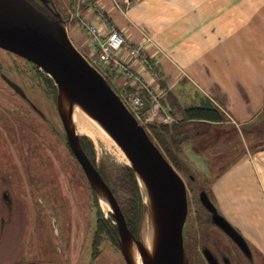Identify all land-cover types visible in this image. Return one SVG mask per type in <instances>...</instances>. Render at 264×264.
<instances>
[{
	"label": "rangeland",
	"instance_id": "obj_1",
	"mask_svg": "<svg viewBox=\"0 0 264 264\" xmlns=\"http://www.w3.org/2000/svg\"><path fill=\"white\" fill-rule=\"evenodd\" d=\"M96 1L12 2L58 21L72 43L113 90L119 96L128 97L135 90L130 80L112 65L99 62L90 54L91 48L87 44L89 35L84 21H90V17L99 12H102L106 22L109 20ZM134 1L123 0L122 4L125 5L120 8L126 10ZM89 10L91 15L87 13ZM137 44L145 47V65L135 70L169 106L171 100L179 105H189L203 98L195 92L185 101L186 98L174 94L165 80L166 72L160 68L157 57L151 52H161V49L151 38ZM159 58L163 60L161 54ZM6 78L17 84L22 93L13 89ZM60 98V90L45 71L27 59L0 48V264H127L120 248L117 223L111 207H104L102 200L107 198H102L94 189L71 152L64 122L73 129L79 140L85 137L92 143L95 164L104 169L110 180L114 174L118 175L123 165L130 167V163L113 144L91 135L71 115H67ZM204 98L218 106L225 119L222 123L188 124L185 128L189 138L183 139L181 149L174 153L180 170L168 159L183 178L187 190L188 213L183 225L186 263L224 264V256L230 259L231 264H264L262 253L254 251L235 228L249 252L239 248L212 218L214 214L224 218L213 192L217 178L239 159L264 149V116L261 114L253 121L236 123L219 102L208 96ZM173 111L180 116L176 108ZM173 111L171 108V123L162 124L170 125L178 119L172 114ZM139 122L148 134L152 133L153 124L157 126L160 123H150L143 115H139ZM193 134L195 139L192 138ZM133 173L140 193L138 178ZM202 192L214 205V212L202 204ZM118 194L120 201L123 200L121 196L124 194L120 191ZM99 219L107 230L100 233L98 246L93 247ZM140 220L136 232L130 230L135 236Z\"/></svg>",
	"mask_w": 264,
	"mask_h": 264
},
{
	"label": "crops",
	"instance_id": "obj_2",
	"mask_svg": "<svg viewBox=\"0 0 264 264\" xmlns=\"http://www.w3.org/2000/svg\"><path fill=\"white\" fill-rule=\"evenodd\" d=\"M95 3L109 19L90 17L102 30L111 23L131 44L146 34L161 49L151 52L179 98L208 96L236 123L264 116V0H135L126 10L123 0ZM213 192L224 218L264 257V149L233 163Z\"/></svg>",
	"mask_w": 264,
	"mask_h": 264
},
{
	"label": "water",
	"instance_id": "obj_3",
	"mask_svg": "<svg viewBox=\"0 0 264 264\" xmlns=\"http://www.w3.org/2000/svg\"><path fill=\"white\" fill-rule=\"evenodd\" d=\"M12 1L0 0V48L27 59L45 71L54 80L61 96L85 108L126 154L138 183L140 181L148 192L149 206L155 210L158 224V245L153 260L148 264H187L183 225L188 213V202L183 178L118 94L74 46L65 28L58 21ZM6 82L22 93L21 88L10 79L6 78ZM66 113L71 115V106L66 109ZM64 129L68 146L83 172L94 189L109 202L117 223L122 254L127 264H131L121 244L132 242L144 255L138 233L135 236L127 227L117 199L83 152L79 137L66 122ZM200 199L209 211H215L205 192L200 194ZM212 218L244 252H248L244 239L221 215L214 214Z\"/></svg>",
	"mask_w": 264,
	"mask_h": 264
},
{
	"label": "trees",
	"instance_id": "obj_4",
	"mask_svg": "<svg viewBox=\"0 0 264 264\" xmlns=\"http://www.w3.org/2000/svg\"><path fill=\"white\" fill-rule=\"evenodd\" d=\"M165 103H168L163 99ZM169 105V104H168ZM172 108H176L180 116L173 111L172 114L177 116V120L170 124L165 125L162 123H157V126L154 124L151 126L152 133L148 134L152 141L157 145L159 150H161L165 157L171 161V163L180 170L181 166L179 165L178 159L175 156V152L181 149V142L185 138H189L187 131V125L191 122H201L206 124L219 123L223 122L225 115L218 106L212 104L208 98H200L198 103L189 104V105H179L175 101L171 100ZM170 108V111H171ZM187 133V134H186ZM198 134V133H195ZM185 136V137H184ZM199 135H197L198 137ZM193 139L195 135L193 134ZM80 143L83 150L87 154L90 161L98 169L100 175L109 186L113 192L117 202L121 208V211L124 215L127 227L133 232H136L139 220L141 218L142 212V200L136 184L134 173L132 169L123 165L121 171L113 175V179H109L110 176L105 173L103 168H98L95 164L94 159V147L91 142L85 140V137H80ZM108 173V172H107ZM118 191L123 193L121 196L123 200L120 201V196ZM119 197V198H118ZM121 202V203H120ZM104 223L99 219L97 220V230L93 241V247L98 246L100 241V233L106 231Z\"/></svg>",
	"mask_w": 264,
	"mask_h": 264
},
{
	"label": "built area",
	"instance_id": "obj_5",
	"mask_svg": "<svg viewBox=\"0 0 264 264\" xmlns=\"http://www.w3.org/2000/svg\"><path fill=\"white\" fill-rule=\"evenodd\" d=\"M84 25L89 35L90 54L97 61L112 65L135 87L128 97L120 95L129 111L138 120L139 115H143L150 123H171L173 118L169 106L160 93L135 70L145 65L143 44H129L124 33L111 23H106L105 30L95 20H85ZM143 39L149 41L150 37L144 34Z\"/></svg>",
	"mask_w": 264,
	"mask_h": 264
},
{
	"label": "bare ground",
	"instance_id": "obj_6",
	"mask_svg": "<svg viewBox=\"0 0 264 264\" xmlns=\"http://www.w3.org/2000/svg\"><path fill=\"white\" fill-rule=\"evenodd\" d=\"M61 104L64 108L68 109L71 106V116L77 122L78 125L84 127L91 135L98 136L105 142L113 144L120 155L127 159L126 154L122 151L120 146L114 140V138L107 132V130L96 120H94L88 112L76 102H70L63 95L61 96ZM128 160V159H127ZM140 194L142 198V217L138 228V238L141 246L143 247L145 254L139 253L138 247L132 242L122 243V250L126 253L131 261V264H148L154 258L156 247L158 245V224L156 221L155 210L149 206V195L147 190L142 186L139 181ZM100 196H105L99 192ZM106 200V199H105ZM102 200L104 207H109L108 200ZM107 202V203H106ZM144 207V210H143Z\"/></svg>",
	"mask_w": 264,
	"mask_h": 264
},
{
	"label": "flooded vegetation",
	"instance_id": "obj_7",
	"mask_svg": "<svg viewBox=\"0 0 264 264\" xmlns=\"http://www.w3.org/2000/svg\"><path fill=\"white\" fill-rule=\"evenodd\" d=\"M229 236V235H228ZM230 237V236H229ZM231 238V237H230ZM232 239V238H231ZM233 240V239H232ZM234 241V240H233ZM235 242V241H234ZM236 243V242H235ZM236 245L238 246V244L236 243ZM247 245V244H246ZM239 247V246H238ZM240 248V247H239ZM249 252V250H248ZM247 253V252H246ZM222 261H224V264H231L230 263V259L229 258H225L224 256L222 257Z\"/></svg>",
	"mask_w": 264,
	"mask_h": 264
}]
</instances>
